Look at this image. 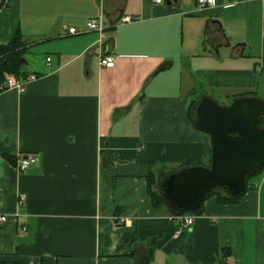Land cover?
Masks as SVG:
<instances>
[{
    "label": "crops",
    "instance_id": "1",
    "mask_svg": "<svg viewBox=\"0 0 264 264\" xmlns=\"http://www.w3.org/2000/svg\"><path fill=\"white\" fill-rule=\"evenodd\" d=\"M175 1L10 0L0 14V46L20 31L38 76L0 94V264H264V169L179 236L149 193L151 171L211 164L193 101L264 100V0ZM101 14L105 38L87 30Z\"/></svg>",
    "mask_w": 264,
    "mask_h": 264
},
{
    "label": "water",
    "instance_id": "2",
    "mask_svg": "<svg viewBox=\"0 0 264 264\" xmlns=\"http://www.w3.org/2000/svg\"><path fill=\"white\" fill-rule=\"evenodd\" d=\"M175 0H165L172 5ZM264 100L244 97L228 106L204 96L196 109V125L212 139L209 167H186L168 174L160 190L168 207L175 213L201 212L205 201L223 191L237 198L247 191V178L264 168Z\"/></svg>",
    "mask_w": 264,
    "mask_h": 264
},
{
    "label": "built area",
    "instance_id": "3",
    "mask_svg": "<svg viewBox=\"0 0 264 264\" xmlns=\"http://www.w3.org/2000/svg\"><path fill=\"white\" fill-rule=\"evenodd\" d=\"M10 0H0V14L7 8ZM155 3L161 4L163 0H153ZM201 9L214 6L216 0H196ZM236 2L237 0H232ZM125 21H130L129 18H126ZM87 30L96 31L101 34L102 38H105V33L107 30V23L103 14L97 18L90 19L87 22ZM69 33L78 34L79 31L76 29H70ZM51 58H48V62ZM100 64L102 67L112 69L115 67L116 58L112 54H103L100 59ZM38 79V76L35 73L27 74L25 77L18 78L17 76L11 73H4L0 75V94L15 90L19 93L25 92L27 85L31 82H34ZM38 155L36 153H28L22 156L17 164V169L24 173L27 172L31 167H33L38 162ZM20 205L25 204V197H20ZM196 215L195 214H171L169 220L176 227V235H181L185 232H190L195 223ZM119 223L123 222V219H118ZM25 229V228H24Z\"/></svg>",
    "mask_w": 264,
    "mask_h": 264
},
{
    "label": "trees",
    "instance_id": "4",
    "mask_svg": "<svg viewBox=\"0 0 264 264\" xmlns=\"http://www.w3.org/2000/svg\"><path fill=\"white\" fill-rule=\"evenodd\" d=\"M27 51H28L27 43L24 41L23 35L21 34L20 31L16 33L15 37L12 39V41L9 44L1 45L0 46V75H2L4 73H11V74L17 76L18 78L25 77L27 75V73L22 71V67L26 63L25 54L27 53ZM254 96L255 95L249 93V94L242 95L239 98L254 97ZM239 98H237V99H239ZM198 104H199V101L195 100V101H193V103L190 107L191 120H192V122L196 128H198L196 125V109H197ZM258 126L260 128L264 127V117L260 118ZM8 159L10 162H13V160L11 158H8ZM184 168H186V167L180 166V167L176 168L174 171L177 172V171H180L181 169H184ZM263 169L258 171V173L261 172ZM258 173H256V174H258ZM256 174L251 175L247 178V190L250 188V186H249L250 179L253 176H255ZM147 179H148V189H149V193L153 199V203L155 205H159V204H166L167 205L166 201L164 200V198L162 196L161 190H160L159 180L156 178L154 173H152V171L148 173ZM213 196H216L221 204H232V203L238 202L244 195L241 197L234 198V197L227 195L223 191H215L210 197H213ZM172 213L177 214L173 211H172ZM188 213H191V212H188ZM201 213H202V210L198 214H201ZM12 264H14V263H12Z\"/></svg>",
    "mask_w": 264,
    "mask_h": 264
},
{
    "label": "rangeland",
    "instance_id": "5",
    "mask_svg": "<svg viewBox=\"0 0 264 264\" xmlns=\"http://www.w3.org/2000/svg\"><path fill=\"white\" fill-rule=\"evenodd\" d=\"M199 50H200V47H199ZM198 90H200V89H198ZM198 98H200L199 95H195V99H198Z\"/></svg>",
    "mask_w": 264,
    "mask_h": 264
}]
</instances>
